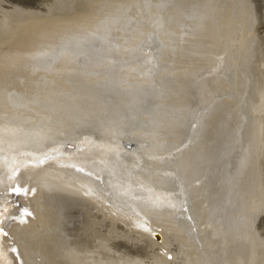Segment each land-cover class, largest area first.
Masks as SVG:
<instances>
[{
  "label": "bare ground",
  "instance_id": "1",
  "mask_svg": "<svg viewBox=\"0 0 264 264\" xmlns=\"http://www.w3.org/2000/svg\"><path fill=\"white\" fill-rule=\"evenodd\" d=\"M154 1L0 0V264H264V0H213L225 26L206 18L209 63L182 79L170 63L192 21L158 23ZM201 44L188 42L192 62ZM235 153L240 204L222 234L203 190L224 185Z\"/></svg>",
  "mask_w": 264,
  "mask_h": 264
},
{
  "label": "rangeland",
  "instance_id": "2",
  "mask_svg": "<svg viewBox=\"0 0 264 264\" xmlns=\"http://www.w3.org/2000/svg\"><path fill=\"white\" fill-rule=\"evenodd\" d=\"M157 1V7H154V8H159V7H161V8H163V7H165V9H164V12L162 11V13L160 12L159 13V15H161V16H158V17H160V19L159 20H157V22L158 23H164L163 25H165V23L167 22V23H171V24H168V26H172V28H175L176 27V25H177V23H179V24H181V20H183L184 18V16H185V18H187V20L188 19H190L191 21H192V24L191 23H189V21H186L185 23V26L187 27L186 28V30H183L182 31V33H180V35H178V36H180V43H182V41H183V44L184 43H186L187 44V47H185V48H183L182 49V52L181 51H177L175 54H174V57L172 58V61H171V66H172V68H175L176 67V70L175 71H178V75L176 76L177 78H179V79H182L185 75H186V73L187 74H197V72H198V74L200 75V72L202 73V72H205V65H206V63H209V57H207V58H205L206 57V55L208 54V52H209V48H210V43H211V41H208L207 39H206V36H205V29L203 28V26H205V22H209L208 20H210V21H212L213 22V24H215V27H217V30H220V28H222V27H224L225 26V22H224V16H220V18H219V20H217V18L215 17L216 15H218V14H220L219 12H218V14L215 12L216 10H217V8L215 9V7H214V2H212L213 0H207L206 2H203L202 0L201 1H199V3H198V5L196 6V7H194V8H192V4H191V8H190V10L188 9L189 7L187 6L186 8H182V10H181V8L179 7V5H176L177 7H179V9L178 8H176V6L174 7V8H176V10L177 11H174V12H171L170 10H167L166 8V4H167V0H156ZM156 1H154V2H156ZM175 2H174V4H176V2H177V0H174ZM181 2H183V0H180ZM160 2V3H159ZM216 2V5L218 4L217 3V1H215ZM185 3V2H184ZM190 3H191V1H190ZM161 4V5H160ZM187 5V4H186ZM115 6V8H117V6L116 5H114ZM190 6V5H189ZM217 7V6H216ZM108 9H110L109 7L108 8H106V10H104L103 11V14L107 17L108 15H112V14H115L116 15V17H119V13H118V11H115V10H117V9H114V10H111V12H109V11H107ZM187 9V10H186ZM175 10V9H174ZM184 10H186V11H184ZM189 10V11H188ZM186 12V13H185ZM149 15H150V17H152L153 16V9H151V11H149ZM179 13V14H178ZM184 13V14H183ZM216 13V14H215ZM151 14H152V16H151ZM158 14V13H157ZM147 15H148V13H147ZM165 15V16H164ZM199 15V16H198ZM225 15V14H224ZM171 16H172V18H171ZM193 16V17H192ZM149 17V16H148ZM208 17H209V19H208ZM156 18V19H157ZM203 18V19H202ZM208 20H207V19ZM162 19V20H161ZM169 19V20H168ZM181 19V20H180ZM176 20V21H175ZM185 20V19H184ZM184 20H183V22H184ZM172 21L173 22H175V23H173V25H172ZM223 21V22H222ZM177 22V23H176ZM222 22V23H221ZM207 24V23H206ZM144 27V26H143ZM142 26H141V28H143ZM189 32V35L187 34L186 35V37H185V33H187V32ZM146 31H144V30H142V31H138L135 35H137V36H139V35H142L143 33H145ZM195 34H196V38H195ZM202 34V35H201ZM201 35V36H200ZM198 36H200V37H198ZM134 37V36H133ZM171 37L173 38L174 36L173 35H171ZM179 38V37H178ZM182 39V40H181ZM174 40V39H173ZM194 40V41H193ZM207 40V41H206ZM228 38L227 37H225L224 38V41L222 42V46L224 47V50H222L220 53H219V56H218V64H219V66H218V72H220L221 73V75H219V77L217 76V78H218V80H219V82H221V81H224V79H227L228 77H227V74H226V70H225V66L223 65V58L226 56V55H228V53L225 55V52H230V50H231V44L230 43H228ZM204 41V42H203ZM131 42H133V40L132 41H130V43ZM188 42H190L191 44H193V45H195L196 44V42H197V44H200V43H203L205 46H202V44H201V48L199 49V52L197 53V54H199L200 56L198 57V58H201L200 60H203V61H200V60H198V59H194L193 60V62H192V55L190 54V52H191V48L188 46ZM129 43V44H130ZM147 50V49H146ZM146 50L142 53V57H143V59L144 60H146L147 61V64H146V69H149L150 68V66L152 67L151 69L152 70H154V68H155V66L154 65H152L153 64V62H154V53H153V55L151 54V53H147L146 52ZM146 57V58H145ZM183 57V59H184V62H182V64H181V66H179V64L181 63V58ZM184 57H186V58H184ZM151 58V59H150ZM190 64V65H189ZM197 64H199L200 65V67H196L197 66ZM220 69V70H219ZM202 70V71H201ZM169 74V73H168ZM197 74V75H198ZM200 77L198 76V79H199ZM195 79V78H194ZM196 80L195 82L197 83V82H199V84L200 85H198V83L195 85L196 86V89H194V92H196V96L198 95V92L199 91H201V90H199L200 89V87L203 85V83H204V80L203 79H199V80ZM211 86L209 85V86H207V88H206V92H208V90H209V88H210ZM221 87V86H220ZM140 89H138L137 90V92L139 93L140 91H139ZM178 94V93H177ZM177 94L176 95H174V96H177ZM202 94V93H201ZM205 95V94H204ZM195 96V97H196ZM213 96H214V100H213V105L212 106H215V104L216 103H218L219 102V100H220V98H221V94L220 93H218V92H215L214 94H213ZM194 97V98H195ZM207 97V96H206ZM163 99V98H162ZM161 99V100H162ZM195 102V101H194ZM205 106H206V101H204V100H200V102H198L197 103V105H196V107H194V109H195V111H196V113H195V116H196V114H197V117L199 118L200 117V114H201V112L202 111H204V115H206L207 117L210 115V112H211V110H212V106H207L206 108H205ZM208 107H210V108H208ZM105 110V109H104ZM194 116V117H195ZM208 119V118H207ZM241 119V118H240ZM147 120V118L145 119V121ZM240 121H243L242 123H244V120L243 119H241ZM199 122V123H198ZM197 123H198V128H195V131H198V130H200L201 128H206V126H207V120L204 122V120H202V118L198 121ZM202 122V123H201ZM203 124V125H202ZM203 126V127H202ZM208 127V126H207ZM184 130V129H183ZM183 130H181V131H183ZM206 131V130H205ZM156 133H157V135H158V138L160 137V132H157L156 131ZM202 133H205L204 131L202 132ZM182 134V133H181ZM201 135H203V134H200V136ZM239 136V135H238ZM203 137V136H202ZM183 138V137H182ZM170 139H171V137H170ZM202 139V138H201ZM160 140L162 141V138L160 137ZM159 140V141H160ZM165 141H166V139H164ZM163 140V141H164ZM172 140V139H171ZM200 140V139H199ZM164 143H166V142H164ZM236 143H237V146H238V148L244 143V142H242V139H238L237 138V140H236ZM167 144V143H166ZM196 144V143H195ZM237 151V150H236ZM237 154L238 153H240V152H236ZM235 153V157H233L234 159L233 160H230V162H229V164L230 165H227V169H226V171H225V177H224V175H222L221 176V178H222V180H224V185L223 184H220L219 183V185H218V187L216 188V191H217V193H215L214 195L213 194H210V198H208V192L210 191H208L207 189H205V190H203V193L204 194H206V198H205V200H206V202L208 203V206H221L222 207V212H221V217H219L220 219H222V221H224L225 219V223L223 222V224L224 225H222V230L220 229L221 227L219 226V222H217L216 224H217V226H215V227H217V231L219 232V231H221L222 232V234L223 233H225V232H227L226 230H228V226H229V224L230 223H233V220H232V216L234 215V211H235V208L233 209V207H235L236 205H238V204H240V197L241 196H238V195H240V191H239V186H238V183H239V180H240V176H238V174H237V171H235V169L236 168H238V162H239V158H237V154ZM162 165V164H161ZM163 165H165V164H163ZM179 173V172H178ZM189 171L187 172V175H189ZM177 175V174H176ZM175 174L173 175V178L177 181L178 179V177L176 176ZM177 177V178H176ZM190 177V180H191V175L189 176ZM188 177V178H189ZM220 178V179H221ZM175 181V182H176ZM161 182H162V178H161V181H158V182H156L158 185H161ZM205 182H206V180H205ZM204 182V184H207V183H205ZM156 184V185H157ZM177 184H180L181 185V180H180V182L179 183H177ZM203 184V183H202ZM204 184H203V186H204ZM178 186V185H177ZM176 186V190H174V191H177V193H179L180 192V194L181 193H184V189L182 190L181 188H183V187H180V186H178L177 187ZM205 188H207V187H205ZM176 193V192H175ZM178 196V195H177ZM173 197V199H175V200H177L178 201V197ZM202 196V195H201ZM211 199V200H210ZM204 200V199H203ZM230 201H231V203H230ZM233 205V206H232ZM235 205V206H234ZM190 206V205H189ZM192 206V205H191ZM227 206H228V209H227ZM230 209V210H229ZM223 210H225L224 211V214H223ZM232 210V211H231ZM226 211H227V213H226ZM231 213V214H230ZM229 214H230V216H229ZM184 217V219H186V217H187V214H185V215H183ZM224 217V218H223ZM230 219H229V218ZM230 220V221H229ZM215 221H216V219H215ZM214 221V222H215ZM227 222V223H226ZM222 224V223H221ZM196 225H197V223H196ZM190 227V226H189ZM198 232V230L196 231V232H193V233H197ZM210 248H211V250H213L212 251V253H214V255H215V257H216V254H215V250L214 249H212V247H214L215 245H211L210 244ZM203 253L205 254H207L206 256L207 257H211V255L212 254H210L208 251H206V250H203ZM232 254H234V251H231V253L230 254H228L229 256H233Z\"/></svg>",
  "mask_w": 264,
  "mask_h": 264
},
{
  "label": "snow or ice",
  "instance_id": "3",
  "mask_svg": "<svg viewBox=\"0 0 264 264\" xmlns=\"http://www.w3.org/2000/svg\"><path fill=\"white\" fill-rule=\"evenodd\" d=\"M11 191H13V192H15L17 194H24V193H26L28 191V189L20 187V186H17V187L12 188ZM23 214L24 215H31V213L28 212L27 209L23 210ZM22 222H23V220H22ZM0 233H3L4 235H7V233L4 232V230L2 228H0ZM12 251L15 252L16 249H12Z\"/></svg>",
  "mask_w": 264,
  "mask_h": 264
},
{
  "label": "water",
  "instance_id": "4",
  "mask_svg": "<svg viewBox=\"0 0 264 264\" xmlns=\"http://www.w3.org/2000/svg\"><path fill=\"white\" fill-rule=\"evenodd\" d=\"M67 145L69 146L70 143H65L66 147H68ZM120 145H121L120 149L122 150V152H123V150L131 149V146H132L131 143L128 141H122V143ZM11 189H9V190L11 191ZM11 192H13V191H11ZM2 210H5V207H2V204H0V214H1ZM154 235L156 238H158V234H154Z\"/></svg>",
  "mask_w": 264,
  "mask_h": 264
}]
</instances>
